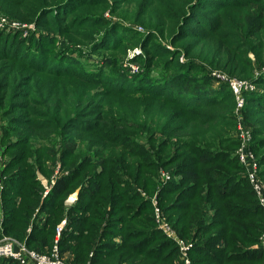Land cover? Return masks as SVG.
Returning a JSON list of instances; mask_svg holds the SVG:
<instances>
[{"label":"trees","instance_id":"trees-1","mask_svg":"<svg viewBox=\"0 0 264 264\" xmlns=\"http://www.w3.org/2000/svg\"><path fill=\"white\" fill-rule=\"evenodd\" d=\"M69 2L71 0H62L56 8ZM213 3V12L218 16L215 20L209 19L207 27L235 30L230 40L223 42V47L232 52L226 62L232 66L225 70L229 75L251 76L252 79L256 76H253L254 63L246 53L258 49L257 58L264 63V0H214ZM227 14L233 16L232 23L226 18ZM37 26L41 33L25 37L24 43L34 41L26 50L20 46L22 41L11 45L8 33L0 31V56L38 73L67 75L90 86L108 84V78L117 80L115 84L119 88L110 86L107 89L109 98L123 99L129 94L133 97L140 94L158 105L145 108L144 125L147 130H153L154 139H158L155 136L159 132L163 134V141H153L147 147L131 136L108 131L102 126L109 112L101 117L98 113L87 115L78 113L73 105H68L67 110H72L65 111L63 125L59 114L47 122L16 118L10 123L3 122L0 125V146L3 148L0 171L6 214L0 225V240L7 234L40 253L52 252L57 243L60 257L69 264H120L134 257L142 259L132 264H185L180 260L176 243L157 227L152 197L158 194L161 208L179 235L194 242L191 264H259L264 261V208L236 155L238 138L231 137L236 141L234 145L228 143L224 137L227 131L221 127L219 117L193 126L185 122L186 115L195 120L198 108L231 101L234 95L229 84L221 82L220 89L214 88L210 72L204 78H196L192 72L173 77L169 71L155 76L151 64L131 75L90 71L86 66L77 67L71 63L77 60L76 55L66 58L67 54L62 53L65 60L61 62L58 53L52 56L46 51L47 44L44 47L43 40L55 36L46 35L49 32L41 23ZM65 61L66 64H61ZM254 80L260 88L247 93L250 99L244 109L246 115L248 112L250 115L264 113V75ZM67 97L68 94L63 95L62 99ZM129 100L132 102L133 98ZM4 104L0 95V115L10 117L14 111L6 113ZM171 106L177 107L183 115ZM137 109L139 114L141 109ZM62 110L63 107L59 112ZM79 114L85 115L72 118ZM180 120L183 121L180 123ZM258 122H251L256 136L253 147L261 156L260 176L264 181V119ZM47 128L57 133L54 142H50L55 145L50 147L35 142L43 138L41 132ZM208 129L213 133L207 140L212 146L202 144L206 138L201 135ZM19 133L22 134L20 142L10 139ZM121 140L127 142L122 149ZM84 143L89 144L87 151L82 149ZM224 144L233 148H225ZM116 148L120 150L116 152ZM7 156L11 159L3 166ZM135 158H145V162L128 170L127 164L131 163L127 159L133 161ZM58 161L66 174L58 178L51 194L42 198L36 172L52 169L49 173L52 174ZM14 167H18L16 171H12ZM164 170L171 175L165 182L161 179ZM31 182L37 187L30 188ZM79 186L82 187L77 203L66 209L65 198ZM174 194L176 197L170 200L169 196ZM18 196L24 201H16ZM208 209L212 211L210 217ZM63 219L67 224L57 242V226ZM118 234L124 239L119 243L111 241ZM256 244L258 248L253 247ZM66 253H71L72 258L64 257ZM0 264L21 263L2 258Z\"/></svg>","mask_w":264,"mask_h":264},{"label":"rangeland","instance_id":"rangeland-1","mask_svg":"<svg viewBox=\"0 0 264 264\" xmlns=\"http://www.w3.org/2000/svg\"><path fill=\"white\" fill-rule=\"evenodd\" d=\"M61 1L0 0V31L8 33L11 45L16 41H22L20 46L26 50L34 45V41L24 43L26 41L25 37L33 36L36 32L41 33L40 28L37 26L39 22L49 32L45 33L46 35L55 36L54 38L46 37L49 39L43 40V46L45 47V44H47V48H49H46V51H49L52 56L58 53L61 62L65 60L61 56L62 53L67 54L66 58L76 55L77 60L71 63H74L77 67L86 66L90 71L107 70L106 72L113 71L117 75H131L137 73L143 66L147 68V65L151 64V70H153L155 76L161 74V72L169 71L173 77L192 72L193 74H189L196 78H204L203 76L209 75L210 72L213 77L210 81H212L214 88L220 89L223 85L221 82L228 83L234 95L230 98L231 101L215 107L203 106L198 108L196 110L197 116H194L195 120H193V117L186 115L185 122L188 125L192 123L193 126L200 124V121L203 123L213 117H219L218 121L222 123L221 127L224 126L227 131L224 137L228 139V143L234 145L236 143L233 140L235 137L239 140L236 155L245 167L249 182L264 208V204L261 202V198L250 178V173L254 170L253 163L257 162V168L254 172L264 190V181L260 176L262 165L259 157L261 156L253 147L256 136L255 128L251 124V122L259 123V119L263 121L264 113L250 115V112H248L246 115L244 111L250 99L247 93L260 88L257 87L254 79H259L264 75V63L261 64L257 58L256 52L258 49L255 52L248 50L246 54L254 63L253 76H256L251 79V76L238 77L227 73L229 66L232 65L226 62L232 57V52L223 47V42L230 40L235 30L229 27L211 30L207 27L209 19L213 18L215 20L218 16L213 12L215 8L212 6L214 0H71L64 6L56 8ZM194 4H197V6L194 7ZM226 18L232 23L233 16L231 14H227ZM67 49H69V52ZM92 52L95 54H91ZM66 63L67 61L61 64ZM182 68L184 69L182 70ZM193 76L190 78H193ZM65 79L68 81H65ZM108 79L110 81L108 84L97 83L90 86L67 75L55 76L38 73L23 64H14L9 58L0 56V95L4 98V109L7 107L6 113L7 111H14L10 117L5 118L0 115V125L3 122L4 124L10 123L9 121H13L14 118L47 122L57 114L61 115L63 125L67 116L65 111L70 113L72 109L68 111L67 108L73 105L75 110H79L78 113L85 112L87 115L98 113L101 117L104 112H109L108 115L104 116L105 119L102 120L101 125L106 127L108 131H116L131 136L132 139L139 140L142 145L150 147L153 141H163V134L159 132L155 136L158 139H154L155 133H153V130H147L144 125L145 108L148 106L157 108L158 105L155 106L152 99L140 94H136L137 96L134 97L129 94V97L126 96L123 99L109 98L107 89L110 86L114 89L119 88V85L115 84L117 80ZM234 79L244 82L239 93H235L232 87L231 81ZM261 88L263 89V86ZM66 94H68V97L62 99V96ZM130 97L133 98L132 102L129 100ZM49 106L53 109L49 110ZM62 107L63 110L59 112ZM137 107L141 109L139 114ZM171 108L175 109L178 114L183 115V112H180L177 107L171 106ZM130 109H133V111L131 112ZM118 111H120V115H117ZM121 111H125L127 114ZM85 114L75 115L72 118L84 116ZM182 121L180 120V123ZM211 124L218 125L214 122H211ZM258 128H261V126H258ZM20 133L11 136L10 139L14 142H20L22 135ZM41 133H44L43 138L35 140V142L41 143L45 147L55 145L54 143L50 144V142H54L57 133L51 128H47ZM212 134L209 129L202 134L201 136L206 138L202 144L212 146V142L207 141ZM119 142L121 143V149L127 143L124 140ZM88 145V143L82 145L83 151H87ZM224 147L233 148L228 144H224ZM118 149L116 148L115 151L117 152ZM243 151L252 155L253 158L250 163H244L241 160L240 156ZM0 152L3 155L1 146ZM111 152L115 154L113 149ZM10 159L11 156L4 158L3 166L9 163ZM127 161L131 163L127 164L129 170L131 167H137L138 163L145 162V158H135L133 161L127 159ZM17 168L14 167L12 171H16ZM50 172L46 170L45 172H36L43 191L42 198L48 197L56 186L58 178L66 174L62 169L61 161L57 162V166L53 168V173L49 174ZM161 179L164 182L168 181L171 179V175L164 170L161 172ZM29 187L35 188L37 185L31 182ZM81 187H77L67 195L63 202L66 209L77 203ZM3 191L4 185L0 187V225H2L6 214ZM143 194L149 197L148 193L143 192ZM175 197L176 194L169 196V199L173 200ZM152 198L154 217L158 229L176 243L180 260L184 261L185 264H191V252L194 242L179 235L177 228L173 226L167 214L161 208L158 194ZM23 199L22 196H18L16 201L21 202ZM158 208L161 210L160 214L157 213ZM208 216H212L210 209H208ZM63 223L64 228L67 224L66 219H63L58 226ZM106 225L109 226L110 223ZM29 231H31V228ZM117 232H120V230H117ZM59 238L57 235L55 241H59ZM123 239L124 236L118 234L115 238H111V241L119 243ZM18 241L20 240L18 239ZM56 245L57 243H55L52 252ZM48 247L51 251L50 246ZM253 247L258 248L259 245L256 244ZM27 248L39 254L48 255L52 253H40L28 246ZM64 257L67 259L72 258V254L66 253ZM140 259L142 258L126 259L125 262L120 261V264H132L135 261L139 262ZM173 259L176 260V257ZM259 264H264V261Z\"/></svg>","mask_w":264,"mask_h":264},{"label":"built area","instance_id":"built-area-1","mask_svg":"<svg viewBox=\"0 0 264 264\" xmlns=\"http://www.w3.org/2000/svg\"><path fill=\"white\" fill-rule=\"evenodd\" d=\"M232 82V87L235 93H239L240 88L244 85V82L234 79ZM247 147V146H246ZM241 160L244 163H250L253 158L252 155L248 154L246 151L241 152ZM2 160V155L0 152V162ZM254 170L256 171L257 162L253 163ZM254 170L250 173V178L254 183L255 189L261 198V202L264 204V190L262 185L256 178ZM3 186V180L0 171V187ZM161 210L158 208L157 213L160 214ZM63 224L57 227V235L61 234L63 229ZM58 242V240H57ZM2 258H11L18 260L21 264H67V262L60 257L59 248L56 245L54 251L51 254H39L27 248L25 242L18 241L17 238L5 236L0 240V260Z\"/></svg>","mask_w":264,"mask_h":264}]
</instances>
